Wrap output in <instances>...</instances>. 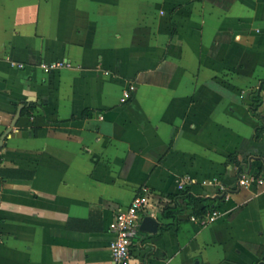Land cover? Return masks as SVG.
Returning <instances> with one entry per match:
<instances>
[{
  "label": "crops",
  "instance_id": "0c3cea01",
  "mask_svg": "<svg viewBox=\"0 0 264 264\" xmlns=\"http://www.w3.org/2000/svg\"><path fill=\"white\" fill-rule=\"evenodd\" d=\"M262 82L264 0H0V136L23 104L0 148V264H115L109 224L139 193L159 225L129 264H264ZM185 175L196 197L232 190L204 226L163 214Z\"/></svg>",
  "mask_w": 264,
  "mask_h": 264
},
{
  "label": "built area",
  "instance_id": "2783aa9c",
  "mask_svg": "<svg viewBox=\"0 0 264 264\" xmlns=\"http://www.w3.org/2000/svg\"><path fill=\"white\" fill-rule=\"evenodd\" d=\"M19 68H23V63H13ZM39 66L45 71L49 72L52 69L60 67L71 66L69 61H55L52 63L41 62ZM130 91L126 90L123 94V100L130 97ZM252 181V177L247 174H242L238 184L240 186H247V184ZM214 184L218 186V194L224 197L225 200L229 199L231 196L230 189L218 182L216 178L211 180ZM260 183L261 180L259 179ZM193 183V179L188 176H182L178 179L177 188L182 190L185 185H190ZM219 211L216 208H208V210L201 216H196L191 214L189 220L198 226H204L212 222ZM145 216L153 217V212L151 210V202L149 197L145 193L136 194L130 203L124 207L120 208L114 216V219L109 224V232L112 235L110 241V255L115 264H129L131 256V246L138 234L139 226L142 219Z\"/></svg>",
  "mask_w": 264,
  "mask_h": 264
},
{
  "label": "trees",
  "instance_id": "16d2710c",
  "mask_svg": "<svg viewBox=\"0 0 264 264\" xmlns=\"http://www.w3.org/2000/svg\"><path fill=\"white\" fill-rule=\"evenodd\" d=\"M264 90V82H262L259 86V88L254 91L250 98L252 101V107L251 112L254 115H260L256 112L257 108L260 106L261 100H262V91ZM24 110H22L23 113ZM261 118L264 120V115H261ZM264 132V124L258 126L255 128V137L259 138L261 134ZM2 180L5 177H1ZM190 192V186L185 185L182 190H179V193L177 194V203L174 202L173 205H168L163 209V214L165 217H171L175 213L179 212V208L176 209L177 205L181 206L184 205L187 208L191 209V214H194L196 216L203 215L208 208H218L219 205L223 202V196L218 195L213 199L210 198H204V197H196L192 195ZM170 198H174V196L170 195Z\"/></svg>",
  "mask_w": 264,
  "mask_h": 264
},
{
  "label": "water",
  "instance_id": "95a60500",
  "mask_svg": "<svg viewBox=\"0 0 264 264\" xmlns=\"http://www.w3.org/2000/svg\"><path fill=\"white\" fill-rule=\"evenodd\" d=\"M23 106V104L19 105L17 107L16 113L10 123V127L6 129V131L0 136V148L2 147L3 144V140L6 136H8L11 127L16 123V120L18 119V117L20 116V111H21V107ZM158 221L154 218H152L151 216H145L139 226V230L140 231H146L149 233H156L157 229H158Z\"/></svg>",
  "mask_w": 264,
  "mask_h": 264
},
{
  "label": "rangeland",
  "instance_id": "374dc122",
  "mask_svg": "<svg viewBox=\"0 0 264 264\" xmlns=\"http://www.w3.org/2000/svg\"><path fill=\"white\" fill-rule=\"evenodd\" d=\"M159 32H163V31L161 30V31H159Z\"/></svg>",
  "mask_w": 264,
  "mask_h": 264
}]
</instances>
